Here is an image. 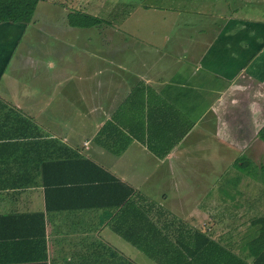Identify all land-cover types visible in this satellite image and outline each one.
I'll list each match as a JSON object with an SVG mask.
<instances>
[{
  "label": "crops",
  "instance_id": "obj_1",
  "mask_svg": "<svg viewBox=\"0 0 264 264\" xmlns=\"http://www.w3.org/2000/svg\"><path fill=\"white\" fill-rule=\"evenodd\" d=\"M219 2L158 4L179 16L163 23L209 16L194 33L38 43L52 58L34 82L13 68L33 23L0 25V264H264V209L201 211L216 187L194 152L253 151L264 130L261 3Z\"/></svg>",
  "mask_w": 264,
  "mask_h": 264
},
{
  "label": "rangeland",
  "instance_id": "obj_2",
  "mask_svg": "<svg viewBox=\"0 0 264 264\" xmlns=\"http://www.w3.org/2000/svg\"><path fill=\"white\" fill-rule=\"evenodd\" d=\"M167 1L169 0H39L33 24L28 30L23 29L22 33L25 38L24 43L19 47L21 51H18L15 60L14 74L29 82L36 81V78L42 80L39 71L49 67L52 58L50 55L51 47L48 50L45 48L54 40L68 42L74 38L75 48L79 49L84 47L83 40L89 36L101 38L100 35L106 36L107 32L110 34L113 30L116 31L115 36L148 38L152 37L156 31L163 32V28L166 27L167 29L169 25L172 27L175 25L173 36L181 31L194 33L195 31L198 32L200 28L204 29L211 26L209 24L211 18L200 14H191L193 22L185 26L183 23H163L164 18L174 16L175 20V17L178 16L177 13L172 15L163 12L164 8L158 9L160 6L164 7ZM221 1L219 4L222 3V5L229 1L231 8L241 6L244 15H246L247 7H253V3L259 1L261 5L258 6V10L264 13V0ZM140 4H143L144 8L135 7ZM146 6L150 7V12L145 11ZM74 11L98 16L107 22L114 23L112 24L113 27L109 28L103 24L90 29L72 28L67 25V15ZM197 26L199 28L194 29ZM134 28L140 29L142 33L140 35L135 34ZM42 42L49 44H45V47L37 45ZM96 47L102 46L96 45ZM73 50L71 51L73 52ZM24 58L26 59V67L18 64ZM260 140L258 141L260 145L255 147L253 151L247 150L248 144H245L244 149L238 152H194L195 155L199 154L200 159L198 160H202L198 176L208 183L214 181V187H216L215 190H209L212 193L209 198L200 201L202 203L201 211L212 215L211 220L214 221L221 214L229 217L236 211H241L245 215L260 214L263 211L264 138L262 135ZM205 182L203 183L206 185ZM217 222L204 221L203 223L210 226Z\"/></svg>",
  "mask_w": 264,
  "mask_h": 264
},
{
  "label": "trees",
  "instance_id": "obj_3",
  "mask_svg": "<svg viewBox=\"0 0 264 264\" xmlns=\"http://www.w3.org/2000/svg\"><path fill=\"white\" fill-rule=\"evenodd\" d=\"M39 0H0V25L1 24H21V25H31L33 23V18L36 13ZM68 24L74 28H94L100 26L104 23H107L104 19L96 17L94 15L87 14L81 11H74L73 13L68 14ZM27 124L29 128V133L27 134V148L28 150L34 149L37 142V137H41V133H34L35 123L31 118L27 119ZM261 135L264 138V130L261 132ZM0 141V151L7 148L6 142ZM81 159V158H77ZM93 166L104 175V178H97L100 181H119L111 173L107 172L105 169L101 168L97 164L93 163ZM94 178V177H93ZM48 182V181H47ZM127 187L126 185H124ZM128 188V193L125 195L124 200L122 201V206L127 207L128 203L131 202L130 197L134 194L135 190ZM124 209V208H122ZM123 211V210H122Z\"/></svg>",
  "mask_w": 264,
  "mask_h": 264
}]
</instances>
